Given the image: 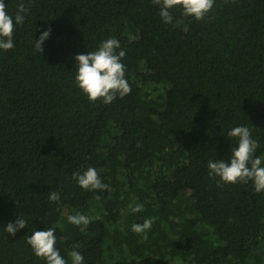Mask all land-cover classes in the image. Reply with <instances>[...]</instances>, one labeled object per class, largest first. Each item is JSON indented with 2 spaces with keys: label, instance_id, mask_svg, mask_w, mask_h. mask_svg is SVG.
Returning a JSON list of instances; mask_svg holds the SVG:
<instances>
[{
  "label": "trees",
  "instance_id": "trees-1",
  "mask_svg": "<svg viewBox=\"0 0 264 264\" xmlns=\"http://www.w3.org/2000/svg\"><path fill=\"white\" fill-rule=\"evenodd\" d=\"M0 264H264V0H0Z\"/></svg>",
  "mask_w": 264,
  "mask_h": 264
}]
</instances>
